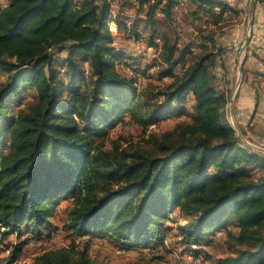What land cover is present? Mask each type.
I'll use <instances>...</instances> for the list:
<instances>
[{
	"label": "trees",
	"instance_id": "1",
	"mask_svg": "<svg viewBox=\"0 0 264 264\" xmlns=\"http://www.w3.org/2000/svg\"><path fill=\"white\" fill-rule=\"evenodd\" d=\"M135 1L128 22L110 15L111 0L0 3V67L7 71L0 82V244L20 235L22 224L36 235L48 229L56 199L70 197L63 229L75 236L96 231L122 246L146 247L163 239L160 225L176 207L186 221L178 231L193 256L212 232L225 229L229 253L217 264H264V154L224 123L227 93L214 70L224 47L207 26L180 43L174 26L181 3L191 24L213 26L230 7L223 0ZM119 32L134 40L146 35L156 73L169 82L137 91L138 78L115 65L125 57L115 43ZM61 50L67 54L58 68ZM26 88L36 98L12 113V100ZM188 99L190 121L150 132L148 145L115 140L104 148L96 141L125 114L145 131L183 114ZM21 248L12 247L0 264H11ZM31 264L105 263L83 243L46 250Z\"/></svg>",
	"mask_w": 264,
	"mask_h": 264
},
{
	"label": "rangeland",
	"instance_id": "2",
	"mask_svg": "<svg viewBox=\"0 0 264 264\" xmlns=\"http://www.w3.org/2000/svg\"><path fill=\"white\" fill-rule=\"evenodd\" d=\"M75 1L78 3L80 0ZM114 2H117L122 10L128 9L127 11L133 13L136 11V8L133 6V1L119 0ZM0 3L1 5H5L7 0H0ZM180 6L181 5L176 7V12L173 13L175 31L180 43L186 42L197 36L196 30L200 26H207L208 29L212 28L215 30L217 46L224 47L223 55L227 56L230 54L228 58H226L227 69H220L225 64L224 61L220 63L219 57H216L217 67L214 66L217 75V85L227 93V102L223 113L224 123L234 129L241 143L264 154V119L262 118L260 121L256 122V126L258 127H255V125L251 128L248 127L245 133H243L241 129L235 126V120L231 118L230 112V98L233 99L234 105L238 86L243 77V67L246 59L245 55L249 54V50L247 45L241 56L238 57L239 60L237 62L235 57L242 45L243 38L233 43V41H229L228 33L231 28L241 24L244 26L243 34L248 33V4L244 6L242 15L232 8L227 10L224 13V19L220 20L216 26H213L211 23H205L206 25H203V23L198 20L192 21L193 24H191V19L183 16V7ZM141 13H144V10H141ZM218 26H220V28H218ZM108 27L110 31L116 32V24L114 22L109 21ZM145 37L146 35L138 40H134L124 37L123 32L116 33L115 36L116 46L120 47L121 45L120 48L125 54L124 58L115 62L116 68L121 74L138 78L139 83H137V85L139 88H137V91L142 89V86H162L170 80V78L158 77L156 73L157 68L154 66L157 62L156 57H154V49L145 46ZM194 50L196 51V49ZM66 54V50H61L55 54V56L58 57L56 60L58 68L60 66L63 67ZM81 58L83 59L84 57L82 56ZM240 63L241 72L238 71V65ZM83 66L87 69V63L83 62ZM141 70H143V73ZM6 76L7 71L0 67V82L5 80ZM236 82L238 83L235 87ZM78 86L82 87V83H79ZM69 88L70 87L66 83L63 88L64 93H66ZM35 98L36 92L34 89H21L20 93L12 100L11 112L16 114L19 108L25 107ZM192 111L193 102L188 99L185 102L183 114L164 117L156 123L150 124L145 131L143 127L133 123L129 119V114H125L115 126L106 129L103 136L98 137L96 141L100 142L104 148H110L115 140L118 141L121 146H125L128 142L148 145L147 137L150 132L161 133L172 129L179 121H190V114ZM7 144L8 142L5 138L3 151H5L4 149ZM70 200V197L56 199L53 214L49 218L48 229L41 228L39 235H36L30 227L22 224L20 235L12 233L1 242L0 257L5 258L12 247L17 244H21L22 248L18 258L11 264H31L36 255L46 250L61 246H82L83 243L87 244L90 257L97 261L104 262L105 264H217V258L223 257L229 253L227 231L221 229L212 232L205 241L197 245L199 251L197 256H193L191 252L188 251V246L183 241L178 231V226L185 224L186 221L180 216L178 208L176 207L168 211V218L160 225V235L163 239L161 241L158 240V242H154L150 239L146 247L141 245L122 246L120 242L116 241L114 238L105 233L96 231L86 236H75L70 231L63 229V224L68 219V205ZM151 229H154V227L150 226V230ZM228 229L233 233L237 232L235 227L229 226Z\"/></svg>",
	"mask_w": 264,
	"mask_h": 264
},
{
	"label": "crops",
	"instance_id": "3",
	"mask_svg": "<svg viewBox=\"0 0 264 264\" xmlns=\"http://www.w3.org/2000/svg\"><path fill=\"white\" fill-rule=\"evenodd\" d=\"M114 1L119 0H111V16L118 15L120 19H124L126 20V22H128V19L132 17L137 11L136 1L128 0L133 1V6L136 8V11L134 13L131 11H127L128 9L122 10L120 5H118L117 2L115 3ZM223 1L226 2V4H228V6L233 10H237L241 15L243 14L242 11L244 12V6L248 4L247 16L249 20L251 0ZM181 5L183 4L181 3ZM176 7L173 9V13L176 12ZM139 17H143V14H140ZM251 23L252 25L248 42L249 54L245 55L246 59L245 65L243 67V77L240 85L238 86L234 105L232 104L233 109H230L231 118L235 120L236 123L235 126L241 129L243 133H245L246 128L248 127L251 128L254 125L255 127H258L256 126V122L260 121V119L262 118L264 119V5L256 0H254L252 6ZM243 33V24L236 25L229 30V41H233V43H236V41L240 40L241 38L244 39L246 34ZM229 55L230 54H228L227 56L222 55L221 57H219L220 63L224 61L225 64L220 69H227L226 58H228ZM238 56L239 52L235 57V60H237V62L239 60ZM216 65L217 63H215V66Z\"/></svg>",
	"mask_w": 264,
	"mask_h": 264
},
{
	"label": "water",
	"instance_id": "4",
	"mask_svg": "<svg viewBox=\"0 0 264 264\" xmlns=\"http://www.w3.org/2000/svg\"><path fill=\"white\" fill-rule=\"evenodd\" d=\"M253 3H254V0H251V2H250L251 6H250V9H249L248 33L246 34L245 38L243 39L242 45L240 46L239 56H241L242 52L245 50V48L247 47L248 42H249V33H250V29H251V14H252ZM238 71L241 72V63L238 65ZM237 83L238 82H236L235 87L237 86ZM232 104H233V99L230 98V109H232Z\"/></svg>",
	"mask_w": 264,
	"mask_h": 264
},
{
	"label": "built area",
	"instance_id": "5",
	"mask_svg": "<svg viewBox=\"0 0 264 264\" xmlns=\"http://www.w3.org/2000/svg\"><path fill=\"white\" fill-rule=\"evenodd\" d=\"M193 247H195V245H192Z\"/></svg>",
	"mask_w": 264,
	"mask_h": 264
}]
</instances>
